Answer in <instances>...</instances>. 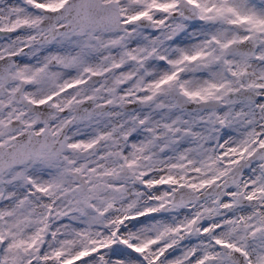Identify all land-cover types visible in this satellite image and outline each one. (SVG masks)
I'll list each match as a JSON object with an SVG mask.
<instances>
[{
  "label": "snow or ice",
  "instance_id": "6c2138e0",
  "mask_svg": "<svg viewBox=\"0 0 264 264\" xmlns=\"http://www.w3.org/2000/svg\"><path fill=\"white\" fill-rule=\"evenodd\" d=\"M0 264H264V0H0Z\"/></svg>",
  "mask_w": 264,
  "mask_h": 264
}]
</instances>
